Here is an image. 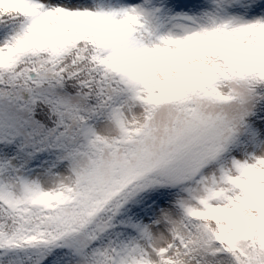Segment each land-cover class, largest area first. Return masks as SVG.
Wrapping results in <instances>:
<instances>
[{"label": "snow or ice", "instance_id": "1", "mask_svg": "<svg viewBox=\"0 0 264 264\" xmlns=\"http://www.w3.org/2000/svg\"><path fill=\"white\" fill-rule=\"evenodd\" d=\"M0 264H264V0H0Z\"/></svg>", "mask_w": 264, "mask_h": 264}]
</instances>
